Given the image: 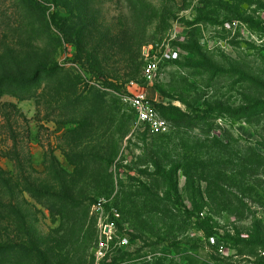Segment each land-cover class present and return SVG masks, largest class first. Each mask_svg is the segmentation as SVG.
<instances>
[{
  "label": "rangeland",
  "instance_id": "rangeland-1",
  "mask_svg": "<svg viewBox=\"0 0 264 264\" xmlns=\"http://www.w3.org/2000/svg\"><path fill=\"white\" fill-rule=\"evenodd\" d=\"M145 44L178 51L150 84ZM262 102L264 0H0V264H257Z\"/></svg>",
  "mask_w": 264,
  "mask_h": 264
},
{
  "label": "built area",
  "instance_id": "built-area-1",
  "mask_svg": "<svg viewBox=\"0 0 264 264\" xmlns=\"http://www.w3.org/2000/svg\"><path fill=\"white\" fill-rule=\"evenodd\" d=\"M141 56L143 60L142 75L145 82L150 84L156 79L163 66L178 58V51L168 45L163 47L145 44L141 48ZM122 96L134 111L136 125L152 134H163L169 131L168 121L160 115L156 106L157 103L167 104L162 98L161 100L153 99L145 91L130 89L125 90ZM105 234L111 237L110 234ZM209 239L212 243H217L214 237ZM101 245H103L102 242ZM220 247L225 248L223 244H220ZM98 253L102 254V251L99 250Z\"/></svg>",
  "mask_w": 264,
  "mask_h": 264
},
{
  "label": "trees",
  "instance_id": "trees-1",
  "mask_svg": "<svg viewBox=\"0 0 264 264\" xmlns=\"http://www.w3.org/2000/svg\"><path fill=\"white\" fill-rule=\"evenodd\" d=\"M38 5H39V4H38ZM60 29H61V33H62V35L67 39V41H69V42H74V39H73V38H70V35L68 34V31H67L66 28H61V27H60ZM141 57H142V56H141ZM174 61H176V60H174ZM142 63H143V60H142ZM262 103H264V102H262ZM156 106H157V109H158V111H159V113H160V115H161L162 117H165V115H167V114H169V113H173V114H174V113H176L177 111H179V110H177V108L170 107V105L168 104V102H167V104L157 103ZM248 107H250V106L242 107V108H238V109H235V110H227V111H232V112H234V113H237V112H240V111H243V110L248 109ZM192 217H194V216H192ZM204 218H205V217H203V216H201V215H199V214L197 215V218H195V220H196L199 224H201L200 228H201L204 232L207 233V237H208V238H210V237H214V238L217 240V242H221L222 244L225 245L226 243H225L224 240H222V239H223L222 236L218 234L217 230H215V229H213L211 226L205 224V220H204ZM217 235H219L220 238H219ZM256 263H257V264H264V256H262L261 258L257 259V260H256Z\"/></svg>",
  "mask_w": 264,
  "mask_h": 264
}]
</instances>
